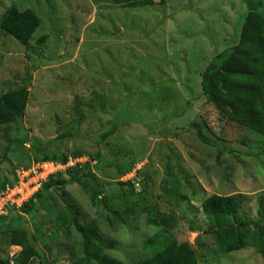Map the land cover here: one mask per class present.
I'll return each mask as SVG.
<instances>
[{"label": "rangeland", "instance_id": "1", "mask_svg": "<svg viewBox=\"0 0 264 264\" xmlns=\"http://www.w3.org/2000/svg\"><path fill=\"white\" fill-rule=\"evenodd\" d=\"M258 6V0H166L162 6L127 9L113 0H0V21L14 7L31 9L41 19L32 51L0 35V95L26 86L30 96L22 125L0 129V156L6 139L28 141L20 149L21 164L5 162L0 167V185L15 167L35 163L31 141L46 145L67 133L69 137L56 148L69 156L84 154L82 163L91 162L104 196L117 207L138 204L140 210L154 205L164 216L176 214L179 225L174 235L179 242L198 245L201 255L212 257L208 264H264V256L251 249L215 260L202 216L203 201L217 194L235 196L242 212L254 221L264 220V156L253 155L263 150L261 140L221 121L209 105L197 102L188 109L183 93L188 95L187 90L199 99L201 74L218 53L234 46L247 12ZM44 36L47 42L39 44ZM157 111L175 125L183 123L185 129L174 130L177 139L160 141L151 133ZM120 115L125 120L101 142L108 124ZM196 120L225 150L219 159L218 150L196 139L191 128ZM131 165L134 169L126 176ZM155 177V196L141 202L136 193H143L142 178L151 187ZM126 181L134 183L135 194L123 197L130 189L122 188L126 191L122 193L118 183ZM68 191L82 212L97 221L101 239L116 242L108 255L125 264L144 256V242L158 230L147 222L146 214L120 224L94 208L78 185ZM63 195L69 200L66 192ZM183 196L186 200L181 201ZM64 207L60 196L54 195L37 217L50 229L48 222ZM13 216L9 212L7 222ZM57 242L47 245L52 248L50 261L70 264L73 239L62 233ZM20 251L0 235V257L12 258Z\"/></svg>", "mask_w": 264, "mask_h": 264}, {"label": "trees", "instance_id": "2", "mask_svg": "<svg viewBox=\"0 0 264 264\" xmlns=\"http://www.w3.org/2000/svg\"><path fill=\"white\" fill-rule=\"evenodd\" d=\"M113 2L127 9L166 4V0H159L158 4H155L154 0H113ZM258 5V8L252 7L247 12L234 46L218 53L201 74L199 99L194 100L192 93L187 90L185 91L188 95L183 93L188 100V109H193L197 102L209 105L221 121L231 123L259 137L263 150L253 155L264 156V0H258ZM40 24L41 19L33 10H21L20 7H14L2 16L0 35L15 40L32 51L34 48L31 42ZM47 40L48 37L44 36L39 38L38 42L45 44ZM29 97L26 86L0 95V129L17 123L22 125L21 122L27 113ZM107 101L110 102L108 99ZM161 112L157 111L158 115L153 116L154 121L150 125H154L155 130L151 133L160 141L171 137L177 139L174 130L185 129L180 125L183 123L179 122L180 124L175 125L171 123L173 120L170 117H162ZM122 117V115L116 116L108 124L109 128L100 137L101 142L115 133L121 120H125ZM191 128L195 131L196 139L200 143L219 151L218 159L225 153L223 148L208 137L204 125L198 120L192 121ZM64 131L65 129L62 130ZM67 137H69L67 133L61 134L56 141L46 145H42L39 141H31V148L37 158L34 164L49 163L66 166L70 160L76 161L85 157L80 152L72 156L62 154L56 148ZM6 140L7 145L0 156V167L5 162L21 164L23 155L20 149L26 148L28 141L25 142L20 137ZM97 157L99 155L93 158L96 160ZM133 166L129 167L126 176L134 169ZM19 168H14L12 176L7 177V181L4 179L0 185V192L6 188H13L18 183L16 170ZM91 171V162L88 161L85 164L76 163L65 171L50 175L42 183L38 193L20 210L15 207L8 208L5 215H0V235L8 238L10 246L21 248V251L12 258L0 257V264H56V261H50L52 248L47 245L49 243L56 245L58 236L62 233L73 239L74 252L70 255V264H125L107 254L115 248L116 242L101 239L97 221L83 213L79 204L69 193L68 188L73 185L81 187L89 197L92 206L99 211H106L117 223L126 224L142 213L147 215V222L150 225L156 226L157 232L143 244L146 253L133 264H208V259L212 261V257L201 255L198 245H192L189 241H178L174 235L179 225L176 214L164 216L158 212L157 208L155 209L154 205L141 207L140 210H138V204L117 207L114 200L104 196V185ZM138 174L142 176L140 172ZM151 182L152 185L149 187L142 178L140 185H142L143 193H136L142 198L141 202L147 200L146 196H155L156 177L152 178ZM118 185L121 191L122 188L130 189L127 193L122 191L125 193L123 197L135 194V185L132 181L119 182ZM63 192L69 195L70 202L64 198ZM54 195L60 196L65 207L60 213H56L51 222H48L52 228L47 229L45 225L47 223L40 222L37 215ZM180 200L184 201L186 197L183 196ZM9 212H14V216L7 222ZM202 216L208 224L204 235L211 236L213 240L215 260L219 259V255L226 257L224 254L249 249L264 256V220L254 221L242 212L241 204L237 202L235 196L214 194L206 198L202 203ZM261 216L264 218V207Z\"/></svg>", "mask_w": 264, "mask_h": 264}, {"label": "built area", "instance_id": "3", "mask_svg": "<svg viewBox=\"0 0 264 264\" xmlns=\"http://www.w3.org/2000/svg\"><path fill=\"white\" fill-rule=\"evenodd\" d=\"M76 163H82V160H70L66 166L44 163L41 165L35 164L29 169L23 167L17 169L16 175L18 183L13 188H6L0 192V215L6 214L8 208L22 207L24 203L30 201L38 193L42 183L50 175L65 171L67 168L73 167ZM48 168L53 170L49 175V172H47Z\"/></svg>", "mask_w": 264, "mask_h": 264}, {"label": "clouds", "instance_id": "4", "mask_svg": "<svg viewBox=\"0 0 264 264\" xmlns=\"http://www.w3.org/2000/svg\"><path fill=\"white\" fill-rule=\"evenodd\" d=\"M83 158H86V157H83ZM83 158H81V159H83ZM86 162H88V161H85V162H83V163L85 164ZM33 165H35V164L33 163L32 166H33ZM32 166H31V167H32ZM31 167H30V168H31ZM26 169H29V168H26ZM128 175L130 176V174H128ZM124 178H126V177H124ZM28 202H29V201H28ZM26 203H27V202H26ZM24 204H25V203H24ZM24 204H23V205H24ZM23 205H22V207H23ZM22 207H20V208H16V207H15V208L18 209V210H20ZM12 208H14V207H12ZM4 215H5V214H4Z\"/></svg>", "mask_w": 264, "mask_h": 264}, {"label": "water", "instance_id": "5", "mask_svg": "<svg viewBox=\"0 0 264 264\" xmlns=\"http://www.w3.org/2000/svg\"><path fill=\"white\" fill-rule=\"evenodd\" d=\"M67 86H68V87H70V84H69V83H67ZM71 89H72V87H71Z\"/></svg>", "mask_w": 264, "mask_h": 264}]
</instances>
